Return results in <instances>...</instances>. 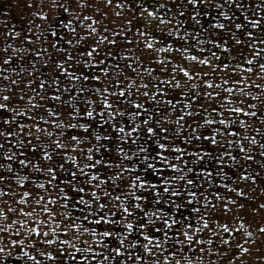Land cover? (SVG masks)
<instances>
[{"label":"snow or ice","instance_id":"obj_1","mask_svg":"<svg viewBox=\"0 0 264 264\" xmlns=\"http://www.w3.org/2000/svg\"><path fill=\"white\" fill-rule=\"evenodd\" d=\"M262 237L264 0L0 10V264H249Z\"/></svg>","mask_w":264,"mask_h":264},{"label":"rangeland","instance_id":"obj_2","mask_svg":"<svg viewBox=\"0 0 264 264\" xmlns=\"http://www.w3.org/2000/svg\"><path fill=\"white\" fill-rule=\"evenodd\" d=\"M11 3V0H0V10H2L5 7H8ZM19 8L16 7L13 9V11L10 14V20L12 24L19 25L22 22V17L18 14ZM260 243H257L253 245V254L249 261V264H258L256 261V256L259 254H264V237L259 238ZM9 259V264H19L17 258L15 256H12Z\"/></svg>","mask_w":264,"mask_h":264}]
</instances>
